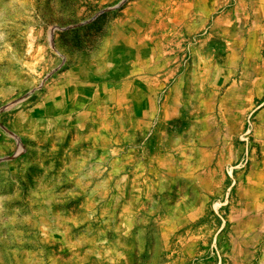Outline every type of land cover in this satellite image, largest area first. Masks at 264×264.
Returning <instances> with one entry per match:
<instances>
[{"label": "rangeland", "instance_id": "1", "mask_svg": "<svg viewBox=\"0 0 264 264\" xmlns=\"http://www.w3.org/2000/svg\"><path fill=\"white\" fill-rule=\"evenodd\" d=\"M100 1L109 21H151L162 76L171 77L158 108L166 93L175 95V127L186 125L176 117L182 109L199 108L205 132L188 146L205 152L206 166L188 175V194L169 213L156 207L155 216L146 194L123 195L118 182L134 171L123 163L128 152L143 162L147 143L84 158L26 140L19 113L34 104L45 59L36 53L27 62L23 31L48 46L52 22L29 0H0V264H264V0H92L94 12ZM180 78L186 84L172 86ZM232 166L230 202L217 207Z\"/></svg>", "mask_w": 264, "mask_h": 264}, {"label": "crops", "instance_id": "2", "mask_svg": "<svg viewBox=\"0 0 264 264\" xmlns=\"http://www.w3.org/2000/svg\"><path fill=\"white\" fill-rule=\"evenodd\" d=\"M29 2L36 13L28 9V18L33 12L52 22L47 31L48 46H52L49 54L47 44H35L31 29L23 31L27 62L36 53L45 60L40 67L44 77H37L34 104L19 113L22 136L38 149L64 157H72L76 151H81L84 158L99 150L127 152L147 143L143 162L136 152H128L123 163L132 164L134 171L118 182L123 195L146 194L154 202L155 216L159 209L169 213L188 194L182 184L188 181V175L206 166L201 160L205 152L201 154L188 146L194 139L201 140L206 126L199 119V108L190 115L189 110L182 109L176 117L186 125L173 126L171 102L175 95L171 92L165 94L158 108L160 87L171 81L167 78L170 72L162 76L163 64L158 62L160 51L152 37L155 29L151 21L146 22L141 14L130 17L141 20L135 26L123 18L109 21L101 8L103 1L95 12L92 0ZM198 81L202 85V79ZM182 84H186L184 78L172 86ZM184 97L201 101L192 93ZM191 126L198 130L195 137L187 132ZM164 161L176 166L169 168L177 170L178 178L170 171L164 173ZM195 178L192 182L202 186V181ZM129 213L124 214L127 219ZM137 213L133 212V216Z\"/></svg>", "mask_w": 264, "mask_h": 264}, {"label": "built area", "instance_id": "3", "mask_svg": "<svg viewBox=\"0 0 264 264\" xmlns=\"http://www.w3.org/2000/svg\"><path fill=\"white\" fill-rule=\"evenodd\" d=\"M246 162V161H245ZM240 164H244L243 161L240 163ZM234 166H232L229 170V176H230V180H231V187L230 189H228V191L226 192L225 194V197L224 199H222L221 201H218L216 203L217 207H221V206H227L230 202V199H231V193H232V190H233V186L235 185L236 183V179L234 177Z\"/></svg>", "mask_w": 264, "mask_h": 264}]
</instances>
